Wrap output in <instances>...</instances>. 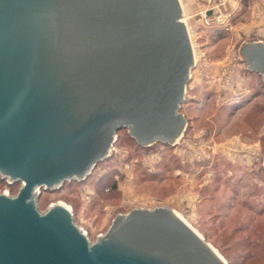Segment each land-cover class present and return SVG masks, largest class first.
Here are the masks:
<instances>
[{
  "label": "water",
  "instance_id": "obj_1",
  "mask_svg": "<svg viewBox=\"0 0 264 264\" xmlns=\"http://www.w3.org/2000/svg\"><path fill=\"white\" fill-rule=\"evenodd\" d=\"M239 51L264 84V43ZM194 67L179 0H0V179L19 184L0 193V264H227L166 206L117 214L94 241L66 205L38 208L122 128L173 146Z\"/></svg>",
  "mask_w": 264,
  "mask_h": 264
},
{
  "label": "rangeland",
  "instance_id": "obj_2",
  "mask_svg": "<svg viewBox=\"0 0 264 264\" xmlns=\"http://www.w3.org/2000/svg\"><path fill=\"white\" fill-rule=\"evenodd\" d=\"M179 1L195 54L180 110L189 129L168 148L141 149L127 131L119 132L92 177L43 193L38 208L66 205L94 241L117 214L166 206L227 264H264V175L257 172L264 159V92L243 108H230L249 98L257 81L239 49L252 41L264 43V0ZM215 30L222 31L221 39L214 37ZM104 174L105 184L115 182L116 189L97 193L93 180ZM231 177L242 182L231 183ZM18 188L0 182V193L13 196Z\"/></svg>",
  "mask_w": 264,
  "mask_h": 264
},
{
  "label": "trees",
  "instance_id": "obj_3",
  "mask_svg": "<svg viewBox=\"0 0 264 264\" xmlns=\"http://www.w3.org/2000/svg\"><path fill=\"white\" fill-rule=\"evenodd\" d=\"M215 33H214V37L216 38V39H221V37L223 36V34H222V31L221 30H219V31H214ZM247 72L248 73H250V74H252L253 75V77L254 78H256V83H254L253 85V87L251 88V90H252V93H251V96L249 97V98H246V99H243L242 101H240V102H237V103H234V104H231V106H230V108L231 109H238V108H243L244 106H246V105H248L250 102H252V100L254 99V98H256V97H258V96H260L261 94H262V91L264 92V84L262 83V82H258V81H260L261 80V76L260 75H258L257 73H255V72H250V71H248L247 70ZM253 78V79H254ZM208 96V93H206L205 95H204V98L206 99V97ZM181 108H182V106H181ZM181 108H180V110H181ZM263 109V108H262ZM189 122L187 121V128H186V130H188L189 129V124H188ZM185 130V131H186ZM121 131H127L126 129H124V128H122V129H120L119 131H117V135H118V133L119 132H121ZM261 139L262 140H264V134H263V136L261 137ZM131 140H133V139H131ZM134 141V140H133ZM135 142V141H134ZM136 144V143H135ZM154 145H160V146H162L163 148H168V147H170L169 145H165V144H161V143H156V144H154ZM136 146L138 147V148H143V147H140V146H138L137 144H136ZM149 148V147H148ZM102 162H99L97 165H96V167L94 168V170L99 166V164H101ZM257 172H258V174H262V176L260 177V178H263V175H264V168H263V166L260 164L258 167H257ZM153 178H155L157 175L156 174H150ZM89 177H92V173L84 180V181H82V182H70V183H65L59 190H57V191H55V192H50V191H42L41 192V195L43 194V193H56V192H59V191H61L62 189H64L66 186H70V185H73V184H81V183H83V182H85ZM105 177H106V174H104V175H102V176H100L99 178H96L95 180H93V186L95 187V188H97V193L100 191L101 192V190H105L106 188H107V190H108V188L110 189V190H115L116 189V183L115 182H112V184L108 187V185H106L105 184V182H104V179H105ZM264 179V178H263ZM233 181V182H232ZM0 182H2V183H5L6 184V181L5 180H1L0 179ZM229 182H231V183H236V182H238L239 184H240V182H242V178L241 177H239V178H229ZM16 184H18V183H16ZM16 184H13V185H9V184H7L8 186H14V185H16ZM233 193H238V191L237 190H234L235 189V186H233ZM99 192V193H100ZM41 195H40V197H41ZM263 210V209H262ZM261 210V211H262ZM229 264V263H228Z\"/></svg>",
  "mask_w": 264,
  "mask_h": 264
}]
</instances>
